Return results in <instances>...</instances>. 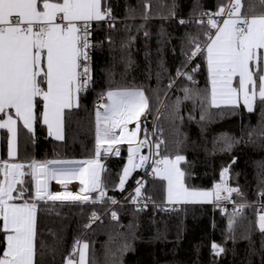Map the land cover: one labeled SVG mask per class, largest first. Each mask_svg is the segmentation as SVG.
<instances>
[{
    "label": "snow or ice",
    "instance_id": "snow-or-ice-1",
    "mask_svg": "<svg viewBox=\"0 0 264 264\" xmlns=\"http://www.w3.org/2000/svg\"><path fill=\"white\" fill-rule=\"evenodd\" d=\"M174 9L173 2V17ZM114 20L107 0H0V130L7 133L8 156L0 159V264H38V248L43 255L47 245L37 243V217L48 202L54 206L55 202L103 201L106 186L101 176L106 169L100 159L110 152L118 156L120 150L115 146L119 144L128 145L127 164L119 176L121 190L133 170L147 169L151 162L150 175L166 181V203H219L229 200L232 193L241 195L238 187L229 186L231 165L222 169L221 181L211 190L186 184L187 174L180 167L185 156L162 155V130L157 127L149 134L141 128V117L151 108L149 97L138 88H109L99 95L94 106L92 158L16 160L21 129L33 143L38 124L46 127L49 137L65 139L66 117L81 107L82 94L95 83L91 51L98 45L92 40L93 25L104 22L113 28ZM179 23H195L198 31L186 34L185 60L167 88L173 89L180 79L196 83L195 74L200 71V64H194L197 57L206 64L208 87H183V97H176L171 105L173 120L183 119V101L200 105L201 121L213 115L211 109L235 110L241 105L249 113L257 109L264 113V0H223L216 11L201 10L194 21L180 19ZM108 40L110 43L111 38ZM131 124L135 127H129ZM259 135L264 139V130ZM238 142L225 137L223 150H231ZM143 148L148 149L147 155L141 153ZM73 179L81 186L77 192L49 189L53 180L66 186ZM137 185L130 199L134 204L144 201L146 207L151 197L142 193L143 181H137ZM92 193H98V197L90 198ZM258 195L262 202L257 225L264 234V190ZM246 206L234 207L230 227ZM111 217L116 220L117 213L111 212ZM99 219L93 211L84 227L90 228ZM211 247L216 255L224 252L216 243ZM88 249L87 242L76 239L62 264H89ZM50 251L54 258L55 248Z\"/></svg>",
    "mask_w": 264,
    "mask_h": 264
},
{
    "label": "trees",
    "instance_id": "trees-1",
    "mask_svg": "<svg viewBox=\"0 0 264 264\" xmlns=\"http://www.w3.org/2000/svg\"><path fill=\"white\" fill-rule=\"evenodd\" d=\"M221 2L107 0L115 26L109 28L104 22L93 25V41L98 45L92 49L95 83L82 94L81 107L66 117L65 139L49 137L46 127L38 124L33 143L21 129L16 160L94 156V106L99 95L109 88H138L149 97V115L155 119V129L162 130L159 135L165 144L161 154L185 156L180 167L187 174L186 184L211 190L221 170L231 165V184L241 193H234V200L250 204L234 217L231 227L229 218L233 212L221 213L214 203H181L173 211L161 204L166 201V181L149 175L141 191L151 200L138 209L130 197L135 195L136 188L132 187L144 168H137L123 190L119 188V176L128 158V145L124 143L118 156L105 158L106 197L102 202H55L54 206L48 202L47 207L42 206L37 217V243L47 248L43 255L38 248V264H62L74 241L81 237L89 244V264H264V234L258 230L255 204L261 201L258 193L264 190V139L259 135L264 130V113L259 109L249 113L241 105L235 110L211 109L213 115L201 121L200 105L183 101V119L173 120L170 115L176 97H183V87H208L206 64L197 57L194 64H200V71L195 74L196 83L180 79L173 89L167 88L185 60L186 34L198 31L195 23L181 25L179 20L194 21L201 10L214 12ZM161 107L157 120V109ZM225 137L239 142L225 151ZM1 147V159L8 158L6 130L2 131ZM142 151L148 154L147 148ZM109 198L123 200L102 222L85 228L93 211L102 214L111 207ZM113 211L117 213L116 220L111 217ZM213 243L223 247L224 252L216 255ZM52 248L56 250L54 258Z\"/></svg>",
    "mask_w": 264,
    "mask_h": 264
},
{
    "label": "built area",
    "instance_id": "built-area-1",
    "mask_svg": "<svg viewBox=\"0 0 264 264\" xmlns=\"http://www.w3.org/2000/svg\"><path fill=\"white\" fill-rule=\"evenodd\" d=\"M92 40H93V29H92ZM91 56H92V51H91ZM97 101H98V99H97ZM97 101H96V103H97ZM95 103V104H96ZM162 111V107L160 108V112ZM143 125L144 126H147L148 128H149V131H150V134L153 132V130L155 129V119H152L151 117H150V115H149V113L148 114H146V116L145 117H141V128H143ZM129 127H135V125H133V126H131V125H129ZM150 137L154 140V139H156V137H152L151 135H150ZM121 145L122 144H119V145H116L115 147H118L119 148V150H120V153H121ZM103 157L104 156H106L107 158H109V157H112V156H117V155H115V153L114 152H110V153H108L107 155H102ZM105 158V157H104ZM87 158H82V159H80V160H86ZM100 163L104 166V164H105V161H101L100 160ZM150 163L151 162H149V166L147 167V169H145L144 168V170L142 171L143 173L142 174H140L139 175V177L137 178V180H136V183H135V185L132 187V189L133 188H136L138 185H137V181H143L144 182V186H145V184H146V178L150 175V173H151V167H150ZM222 171V170H221ZM221 173V172H220ZM230 172H229V175H228V183H229V186H231V187H234L232 184H231V180H230ZM101 178H103V173H102V176H101ZM221 181V177H220V174H219V178H218V180L216 181V183H219ZM215 183V184H216ZM214 184V185H215ZM58 185V183H56V181H53V182H50V184H49V189H50V191H52V192H57V191H72V192H77L78 190H79V188L81 187L80 186V184H79V182H78V180H75V179H73V180H71L69 183H67V185L66 186H62V185H59V188L57 189L56 188V186ZM214 185H213V188H214ZM125 186V185H124ZM106 190V189H105ZM129 192V191H128ZM224 195H226V193L224 194ZM96 197H98V193H92V194H90V198H96ZM106 197V196H105ZM104 197V198H105ZM123 198V197H122ZM122 198H119V199H116L115 201H117V203H115V204H112L111 203V207L106 211V212H104V213H102V214H98L99 215V217H100V219L99 220H97L95 223H97V222H102L104 219H105V217H106V215H107V213L108 212H110L111 210H112V208H114L115 206H117V205H119V204H121L122 203ZM262 202V201H261ZM214 204H215V207L221 212V213H227V212H230V211H234V207H236V206H238V205H241V204H244V205H248V203L247 202H244V201H236V200H234V193H232V195H231V198L229 199V200H221L219 203H215V202H213ZM165 208H178L179 207V205L180 204H176V205H173V204H171V203H166V201H164L163 203H161ZM145 205V202L144 201H141L139 204H135V206H136V208H141L142 206H144ZM244 210V209H243ZM243 210L240 212V214L243 212ZM95 223H93L92 225H94ZM91 225V226H92ZM81 241H82V237L81 238H79Z\"/></svg>",
    "mask_w": 264,
    "mask_h": 264
},
{
    "label": "crops",
    "instance_id": "crops-1",
    "mask_svg": "<svg viewBox=\"0 0 264 264\" xmlns=\"http://www.w3.org/2000/svg\"><path fill=\"white\" fill-rule=\"evenodd\" d=\"M2 131H4V130H0V159H1V157H2V147H1ZM19 133H20V132H19ZM19 133H18V138H19ZM142 153H143L144 155H147L146 152H143V151H142ZM17 155H18V139H17ZM16 157H17V156H16ZM6 159H8V158H6ZM80 159H82V158H67V159H64V160H78V161H80ZM18 162H20V161H18ZM135 170H136V169H135ZM135 170H134V171H135ZM134 171H132V173H133ZM132 173L130 174V176L132 175ZM130 176L127 178L125 184L127 183V181H128V179L130 178Z\"/></svg>",
    "mask_w": 264,
    "mask_h": 264
},
{
    "label": "rangeland",
    "instance_id": "rangeland-1",
    "mask_svg": "<svg viewBox=\"0 0 264 264\" xmlns=\"http://www.w3.org/2000/svg\"><path fill=\"white\" fill-rule=\"evenodd\" d=\"M133 125H135V124H131V126H133ZM142 129H146L147 132H149V134H150L149 128H148L147 126H144V125H143V128H142ZM141 138H143V137H142V133H141ZM121 146H122V145H121ZM121 148H122V147H121ZM141 153H142V149H141ZM142 154H143V153H142ZM92 157H93V156H92ZM92 157H85V158L89 159V158H92ZM104 157L107 158L106 156H104ZM104 157L102 156L100 160H101V161H105V158H104ZM109 158H110V157H109ZM133 171H134V170H133ZM53 181H54V180H53ZM53 181H51V182H53ZM102 181H103V178H102ZM59 185H60V184L57 185V189L59 188ZM82 242H86V241H82Z\"/></svg>",
    "mask_w": 264,
    "mask_h": 264
},
{
    "label": "bare ground",
    "instance_id": "bare-ground-1",
    "mask_svg": "<svg viewBox=\"0 0 264 264\" xmlns=\"http://www.w3.org/2000/svg\"><path fill=\"white\" fill-rule=\"evenodd\" d=\"M161 112H159V113H157V116L160 114ZM156 116V117H157ZM152 139V138H151ZM56 188H57V186H56ZM248 204H250V202H247ZM255 204H256V206L258 207V212L260 211V208H259V205L261 204V201H257V202H255Z\"/></svg>",
    "mask_w": 264,
    "mask_h": 264
}]
</instances>
